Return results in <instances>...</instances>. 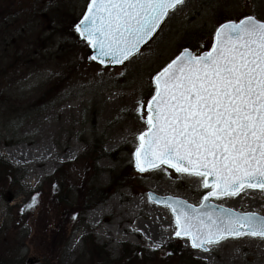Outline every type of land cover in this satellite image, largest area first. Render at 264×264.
Returning a JSON list of instances; mask_svg holds the SVG:
<instances>
[{"label":"rangeland","instance_id":"rangeland-1","mask_svg":"<svg viewBox=\"0 0 264 264\" xmlns=\"http://www.w3.org/2000/svg\"><path fill=\"white\" fill-rule=\"evenodd\" d=\"M89 1L0 0V264H189L188 256L209 264L195 253L215 264H264V239L249 236L208 251L185 238L182 258L171 256L174 217L148 194L197 206L208 190L166 166L140 173L134 159L154 76L182 49L209 51L221 24L264 21V0H185L140 54L117 66L91 60L75 31ZM218 201L264 216L258 190ZM153 232L159 242L145 239Z\"/></svg>","mask_w":264,"mask_h":264},{"label":"snow or ice","instance_id":"snow-or-ice-1","mask_svg":"<svg viewBox=\"0 0 264 264\" xmlns=\"http://www.w3.org/2000/svg\"><path fill=\"white\" fill-rule=\"evenodd\" d=\"M184 2L90 0L75 31L92 50L91 60L122 65ZM153 79L135 168L145 173L166 166L200 178L208 190L198 208L161 201L174 217L175 236L203 251L230 237L264 239V217L207 203L249 189L264 192V21L249 16L220 25L209 51L185 48ZM143 108L140 101L138 111Z\"/></svg>","mask_w":264,"mask_h":264},{"label":"bare ground","instance_id":"bare-ground-1","mask_svg":"<svg viewBox=\"0 0 264 264\" xmlns=\"http://www.w3.org/2000/svg\"><path fill=\"white\" fill-rule=\"evenodd\" d=\"M74 151H75V149H72V150H70L67 154L70 156V155L73 154ZM7 154H8L11 158H13V156H14V155H13V152L10 151V150L7 152ZM198 183H199V182L195 183L194 186L197 187ZM193 188H194V187H193ZM258 191L264 196V192H261L260 190H258ZM181 199L186 200V197H181ZM186 201H187V200H186ZM216 202H217L218 204H220V202H219L218 200H217ZM221 205H222V204H221ZM136 206L139 208V206H140L139 201L135 202V207H136ZM225 207H229V206H228V205H225ZM100 213H101L100 211H96L95 213H93V215L89 216V218H90V223L92 224V226H95V225H96ZM136 216H140V212H139L138 214H136V215H133L130 219L133 220V219H135ZM109 230H110L109 228H106V229H104L103 231L106 232V231H109ZM122 232H123V233H129V234H134V233L137 234V233L140 232V228H139V229H136V231H134V232H132V231H131L130 229H128V228H123V229H122ZM145 239H146L147 241L159 242V241H160V236H159L158 234H156V233L153 232V233H151L150 235L146 234V235H145ZM195 255H196L197 257L203 258V259L206 260L209 264H215L214 261L211 260V258H209V257H205V256L203 255V253H195Z\"/></svg>","mask_w":264,"mask_h":264},{"label":"water","instance_id":"water-1","mask_svg":"<svg viewBox=\"0 0 264 264\" xmlns=\"http://www.w3.org/2000/svg\"><path fill=\"white\" fill-rule=\"evenodd\" d=\"M86 12V11H85ZM85 14V13H84ZM83 17V16H82ZM244 18H246V17H244ZM244 18H242V19H244ZM82 19V18H81ZM80 19V20H81ZM229 22H232V21H228V22H225V23H229ZM239 22V21H238ZM224 24V23H223ZM222 25V24H221ZM218 28V27H217ZM216 28V29H217ZM215 33V32H214ZM213 43H214V36H213ZM143 47V46H142ZM211 49V48H210ZM184 49H182L180 52H179V54L183 51ZM189 50V49H188ZM90 56L93 54L92 53V50L90 49ZM178 54V55H179ZM202 54V53H201ZM177 55V56H178ZM176 58V57H175ZM174 58V59H175ZM96 62V61H95ZM96 63H98V62H96ZM98 64H100V63H98ZM100 65H103V66H117V65H113V64H111V63H106V64H100ZM153 83H154V79H153ZM155 87V86H154ZM151 99V98H150ZM149 99V100H150ZM145 112L147 113V104H146V106H145ZM146 118H147V116H146ZM145 131H147V130H145ZM144 131V132H145ZM208 193V192H207ZM207 193L205 194V195H207ZM204 195V196H205ZM152 197V200H150L149 199V197ZM203 196V197H204ZM148 199L151 201V202H153V203H155L156 205H159V206H164V204L163 203H161V201H167V200H169V199H172V200H181V201H184V202H186L187 204H189V205H192L193 207H199L200 206V204L199 205H197V206H195V205H193V204H191V203H189V202H187L186 200H183V199H181V198H177V197H171V196H166V197H160V196H156V195H154V194H152V193H149L148 194ZM202 201H203V198H202ZM201 201V202H202ZM208 203V205H209V207H213V208H215V209H217V211H219L220 209H227V210H229V211H231V212H235V213H237V214H245V213H241V212H238V211H235V210H233V209H230V208H228V207H225V206H222V205H218V204H216V203H214L213 201H211V199L207 202ZM246 213H253V212H246ZM253 214H255V215H257V216H259V217H264V216H261V215H259V214H256V213H253ZM190 244H191V242H190ZM197 249H199V248H197ZM199 250H201V249H199Z\"/></svg>","mask_w":264,"mask_h":264},{"label":"trees","instance_id":"trees-1","mask_svg":"<svg viewBox=\"0 0 264 264\" xmlns=\"http://www.w3.org/2000/svg\"><path fill=\"white\" fill-rule=\"evenodd\" d=\"M190 50H192L191 48H189ZM194 51V50H193ZM118 179V178H117ZM116 187L114 188V189H122L124 186L123 185H115ZM111 188H113V186H111L110 187V189ZM116 189V190H117ZM115 190V191H116ZM102 193V192H101ZM114 193V192H113ZM108 196V194H105L104 193V195L102 196V197H100V201L99 202H101V201H103L106 197ZM181 241H182V239H177V238H175V240H174V242L173 243H171L169 246H168V248H167V251L170 253V255L171 256H173V257H175L176 259H181L182 258V254H183V250L181 249ZM174 244H175V247H173L174 246ZM132 258V257H131ZM133 259V258H132ZM188 262H189V264H203V263H201V262H199V261H197V260H194L193 258H191V256H188ZM128 264H132V260L130 259L129 261H128Z\"/></svg>","mask_w":264,"mask_h":264}]
</instances>
